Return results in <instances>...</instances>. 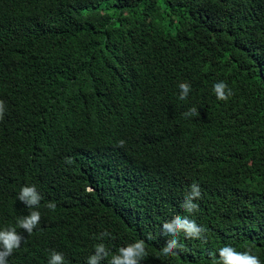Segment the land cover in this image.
Instances as JSON below:
<instances>
[{
	"label": "trees",
	"instance_id": "1",
	"mask_svg": "<svg viewBox=\"0 0 264 264\" xmlns=\"http://www.w3.org/2000/svg\"><path fill=\"white\" fill-rule=\"evenodd\" d=\"M0 101V230L24 238L7 264H87L101 243L110 264L140 240L139 264H212L225 246L264 264V0H0ZM176 215L201 237L163 233Z\"/></svg>",
	"mask_w": 264,
	"mask_h": 264
},
{
	"label": "clouds",
	"instance_id": "2",
	"mask_svg": "<svg viewBox=\"0 0 264 264\" xmlns=\"http://www.w3.org/2000/svg\"><path fill=\"white\" fill-rule=\"evenodd\" d=\"M181 89L180 99L187 98L190 85L180 83ZM227 89V91H226ZM213 91L216 98L220 101H227L232 95L231 89L221 81L213 85ZM3 102L0 101V119L3 117ZM196 114L199 115L196 108H191L185 115ZM120 146L123 147L124 141H120ZM66 163H72L71 159H67ZM201 195L198 184L190 185V191L186 195L182 207L188 213L194 212L198 209V204L193 203ZM18 199L22 201L27 207L32 208L38 206L42 197L37 192L35 186H25L21 189ZM47 207L55 210V203L49 202ZM41 216L38 211H32L27 216H21L18 220V226L31 234L36 225L40 222ZM203 228L198 226L194 220H190L187 216L176 215L172 220L165 222L162 225V232L172 237H177L180 232H183L187 238H200ZM108 233H103L101 236H106ZM23 236L18 234L15 228H6L0 230V264H7V257L10 256L14 249L19 248ZM179 245L177 239L167 240L162 253L167 256L173 253V250ZM109 255L104 244L95 246V254L90 256L87 264H99V262ZM146 255L145 244L143 240L136 241L125 247L119 249V253L112 256L110 264H139V260ZM49 264H64L63 255L61 253L51 251ZM212 264H260V260L256 255H252L250 251L237 252L231 246H225L219 250V260L213 259Z\"/></svg>",
	"mask_w": 264,
	"mask_h": 264
}]
</instances>
